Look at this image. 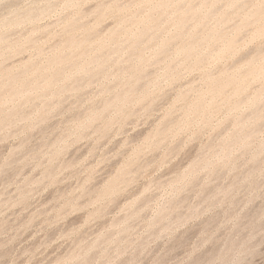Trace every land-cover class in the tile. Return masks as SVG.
<instances>
[{
  "label": "rangeland",
  "instance_id": "374dc122",
  "mask_svg": "<svg viewBox=\"0 0 264 264\" xmlns=\"http://www.w3.org/2000/svg\"><path fill=\"white\" fill-rule=\"evenodd\" d=\"M0 264H264V0H0Z\"/></svg>",
  "mask_w": 264,
  "mask_h": 264
}]
</instances>
